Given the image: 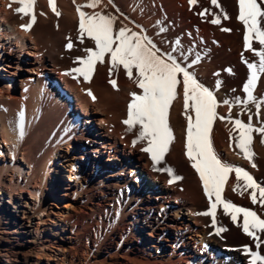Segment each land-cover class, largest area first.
<instances>
[{
	"label": "bare ground",
	"instance_id": "bare-ground-1",
	"mask_svg": "<svg viewBox=\"0 0 264 264\" xmlns=\"http://www.w3.org/2000/svg\"><path fill=\"white\" fill-rule=\"evenodd\" d=\"M90 3L55 0L57 16L49 0H35V23L24 30L30 15L17 13L18 2L0 0V264H235L217 248L221 236L212 229V217L200 214L210 210L211 202L180 132L181 121L187 128V117L195 119L193 101L185 109L182 82L171 102L174 139L156 163L142 151L148 144L138 139L140 125L129 130L123 123L128 94L143 93L138 71L133 69L131 79L122 65L117 68L121 75L110 72V54L95 65L90 82L68 67L69 38L73 45L80 42L95 50V42L86 33L81 37L79 30L77 5ZM236 5L234 22L245 37V26L237 19L238 1ZM216 8L226 11L220 3ZM81 10L114 17V36L122 27L147 36L158 54L171 53L212 91L217 116L209 135L216 155L264 186L260 133H252L255 155L249 161L237 146L234 123L263 127L264 104L256 110L232 105L218 85V71L224 68L218 57L227 55L232 40L225 24L215 28L212 18L195 17L183 0H99ZM243 46L248 59L259 58L253 50H264L255 36L252 50H246L245 40ZM184 48L193 55L184 56ZM197 56L199 62L193 64ZM177 79L182 81V74ZM248 114L251 119L244 118ZM63 168L75 172L74 184L63 181ZM156 169L177 170L181 179ZM237 183L235 172L230 173L222 199L264 219V206L251 200L252 189L240 194L233 190ZM243 183L239 181L241 187ZM61 203L66 210L57 212L55 205ZM239 216L241 221L243 214ZM215 218L221 227L234 222L231 209L225 214L223 205L217 206ZM130 239L139 243L138 253H131L132 244L125 247Z\"/></svg>",
	"mask_w": 264,
	"mask_h": 264
},
{
	"label": "snow or ice",
	"instance_id": "snow-or-ice-1",
	"mask_svg": "<svg viewBox=\"0 0 264 264\" xmlns=\"http://www.w3.org/2000/svg\"><path fill=\"white\" fill-rule=\"evenodd\" d=\"M21 7L17 8V13L30 15V23L22 25L24 30H30L35 23L36 16L34 13L35 0H14ZM99 0H91L90 4L77 5L79 13V30L81 37L86 33L95 42V50L86 49L88 55L84 58H77L80 67L74 68L71 72L78 73L90 82L94 73L97 62L103 63L106 54H110L112 68L116 70L119 66H123L127 76L131 79L133 69L138 71L137 84L143 90L142 95L132 94L133 99L128 106V118L123 121L129 130L140 125L139 140H147L148 146L142 151L151 154L154 162L159 163L165 153L169 149L170 143L174 136L167 122V114L171 102L177 96V86L182 82L183 96L185 101V109L189 107L188 101H193L192 107L195 111V119L188 116L187 127V155L193 161V167L200 175L203 181L204 190L209 198L210 210L201 215L211 216L215 223L216 211L218 205H223L225 214H229L231 209V218L237 220L239 214H243L242 230L245 234L252 237L256 241V246H260V237L255 230L264 232V219H260L256 212L233 205L230 201L222 199V192L229 174L235 172L237 185L233 189L243 194L244 191L252 189L250 197L253 203H260L264 206V186L258 184L254 178L245 169L222 163L216 155L210 140V130L214 119L216 118L217 101L212 91L200 84L195 75L189 72L186 67H182L177 62L175 56L171 53L158 54L159 50L147 36L139 33L131 32L130 29L120 28L118 32L113 34L114 17L101 15H87L81 9L84 7H94ZM197 0H189L190 4H196ZM212 4L218 6V0H212ZM264 0H238L239 14L237 19L245 26V45L246 50H252L251 40L253 36L257 42L264 48V8L261 7ZM52 10L59 16L61 13L55 5V0H49ZM208 9L199 13L205 15ZM225 19L227 15L225 14ZM213 24L220 23V17L216 16L211 20ZM230 31V29H223ZM130 33V35H126ZM177 43H179L177 41ZM115 45V47H114ZM68 49L73 48L71 39L66 45ZM254 54L260 57L259 72H264V50H253ZM166 56V59L164 58ZM199 62V56L192 61L193 64ZM247 63V61H245ZM251 75L244 84L243 91L247 93L249 102H256L257 109L264 104V99L257 100L253 95L255 84L258 81V71L256 64H248ZM231 73V70L228 69ZM66 73V74H71ZM182 74V81L177 77ZM110 83L116 87V81L111 80ZM91 95V92H89ZM93 99L95 97L93 96ZM239 99V98H237ZM227 103V101H225ZM259 115V112H257ZM220 119H225L220 117ZM251 119V117H250ZM235 127L239 130L236 137L237 146L246 159L252 161L255 153L252 151L253 132H259L264 135V127L254 128L250 123L245 124L240 120H236ZM21 129L20 135L23 136ZM137 141H134V144ZM264 143V140L261 141ZM252 167H256L252 163ZM157 171H169L170 169H156ZM181 179V177H173V180ZM243 181V187L239 181ZM172 182V181H170ZM214 197V200H213ZM225 228H218L217 234L226 231ZM250 251V250H249ZM253 257L252 264H256L257 260L264 262V256L258 252L251 253Z\"/></svg>",
	"mask_w": 264,
	"mask_h": 264
},
{
	"label": "rangeland",
	"instance_id": "rangeland-1",
	"mask_svg": "<svg viewBox=\"0 0 264 264\" xmlns=\"http://www.w3.org/2000/svg\"><path fill=\"white\" fill-rule=\"evenodd\" d=\"M183 1H185V3H187L189 5V7L191 8V11L195 17H200L201 19H204L206 16V18L209 17V18L214 19L216 16H219L220 17V23L219 24H225L226 29H230V31H227L228 33L226 32V37L229 36L227 39H230V38L232 39V40H229L230 41V50H231V51L230 50L229 51L231 52L233 58L231 57V54L229 51H228L229 54L227 53V55H225V56L219 55L218 59L220 60V62L223 60L222 63L225 66L224 65L222 66V68L224 67L223 72L218 71L219 72V74H218L219 75L218 76V78H219L218 79V82H219L218 85L220 84L219 85L220 90L229 94V97H231L230 99L228 98L229 103H233L232 105L248 107L249 109L250 108L253 109L254 107H256V102H249L248 98H247V93H245L243 91L244 84L247 82V80L249 79V77L251 75V70L249 69L248 64H256L257 65V71H258L259 78H258L257 83L255 84L254 91H253V95L257 98V100L264 98V91H262V89H264V85H262V83L264 84V72H259L260 57L259 58L254 57L251 59H248L247 57H245L244 46H243L244 34L242 32L241 26L240 27L236 26V24L234 22V13H233L234 7H233V5H236V2L238 0H236V1L235 0H218V3H220L222 6H224V8H226L225 13H223V14L220 11H218V9L216 8L217 6L212 4V0H197L196 4H194V5L190 4L189 0H183ZM205 9L209 10L208 11L209 14L206 13L203 16L200 15L199 13L203 12ZM207 14H208V16H207ZM225 14L228 17L227 19L224 18ZM219 24L213 25V23H212V25L215 28ZM215 25H217V26H215ZM81 45L82 44L79 42L77 44H74L72 49L67 48V50H66L65 60L67 61L68 65H70L68 67H70L71 69L80 67L81 65L77 61V58L78 57L84 58L88 54V52L86 51V48H84L83 45H82L83 46L82 47ZM83 49H85L86 53H84L85 51ZM189 53L190 52L187 51L185 48L183 49V55L184 56L187 55V57H188ZM190 54H191V56L193 55L192 53H190ZM83 55H84V57H83ZM191 56H189V57H191ZM226 59H228V60H226ZM245 61H247V63ZM69 62H73V63L69 64ZM74 63L79 64V65H76ZM228 69L231 70V73L229 71H227ZM115 71H116L117 75L119 76V74L121 73L120 69H116ZM95 75H96V67H95L94 73L91 77L93 78V77H95ZM8 85L11 88V84H8ZM261 87H263V88L261 89ZM113 88L115 90H120V89H117L118 88L117 86L113 87ZM128 95L130 96L131 100L128 101V103L126 105V109H125V107L122 108V110H125L124 113H125L126 118H128V114H126V112L128 113V104H130L132 99H133V96L131 94H128ZM237 98H239V99H237ZM256 109H257V107H256ZM170 111H171V104H170L168 114H167V122H168V125L170 126V128L172 130V133H173V127H172V125H170L171 124V113H172ZM249 115L250 114L245 115L246 117H244V116L243 117L244 118H250L251 115L250 116ZM182 123L183 122L181 121L180 124L183 127L184 123L183 124ZM180 124L178 123L177 126L178 125L180 126ZM179 126H178V128H179ZM181 126H180L181 135L187 137V134H186L187 128L185 127L186 128L185 129L184 127L182 128ZM182 129L185 130V132L182 133ZM261 135L262 134L260 133L259 136L261 137ZM260 137H259L258 142H261L262 140H264V135L261 138ZM183 139L187 140V138H184V137H183ZM261 146L263 147L264 143H262V142L259 143L260 151L262 148ZM262 151H264V147L262 148ZM105 159H108V156H105ZM93 161H94V159H93ZM176 172H178V171L175 170V172H174L173 170H171L170 174L172 176L175 175L176 177L177 176L179 177V175H176ZM62 173H63V181L64 182L70 183L72 178L73 179L76 178V175H74L75 172H73L71 169L63 168ZM167 173H169V172L167 171ZM178 180H180V179H178ZM71 183L74 184L73 181H71ZM147 183L149 184V188H151V181L147 179ZM62 200H63V203L69 202L72 204V201L69 198H63ZM63 203L55 205V210L57 212H61L63 210H66L64 208L65 204H63ZM212 220L213 219L211 218V226L215 225V227L213 226L212 229L214 230V232L217 233V229H218L217 228L218 224L216 225L217 219L215 218V223ZM242 224H243V217H242L241 221H239V218L237 217V220L234 221L232 224H230V226L227 225V226L221 227L219 225L220 226V227L218 226L219 228H225L227 230L220 232L218 234V236H221V237H219L220 238V240H219L220 245L217 246V248L220 251L227 253L229 260H231V262H233L235 264H246V263L252 264V261H253V257L251 255L252 252H258L261 256H264V232H260L259 230H255L256 234L260 237V246L257 247L256 241L252 237L248 236L247 234H245L243 232ZM144 242L145 241H143L142 243H144ZM151 243H153V241H151ZM129 245L132 246L131 249L133 252H131V253H134V252L138 253L139 243L136 240H131V239L128 240L125 243V247H129ZM39 246H41V245H39ZM15 251H18V248H15ZM2 262L4 263L3 260H2ZM2 262H1V264H2ZM132 264H140V263L132 262ZM256 264H264V262L257 260Z\"/></svg>",
	"mask_w": 264,
	"mask_h": 264
}]
</instances>
